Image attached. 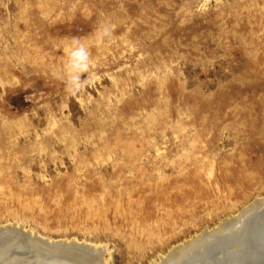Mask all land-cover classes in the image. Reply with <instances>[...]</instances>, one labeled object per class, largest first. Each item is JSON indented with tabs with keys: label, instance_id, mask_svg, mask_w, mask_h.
Masks as SVG:
<instances>
[{
	"label": "rangeland",
	"instance_id": "obj_1",
	"mask_svg": "<svg viewBox=\"0 0 264 264\" xmlns=\"http://www.w3.org/2000/svg\"><path fill=\"white\" fill-rule=\"evenodd\" d=\"M258 199L264 0H0V228L162 264Z\"/></svg>",
	"mask_w": 264,
	"mask_h": 264
},
{
	"label": "bare ground",
	"instance_id": "obj_2",
	"mask_svg": "<svg viewBox=\"0 0 264 264\" xmlns=\"http://www.w3.org/2000/svg\"><path fill=\"white\" fill-rule=\"evenodd\" d=\"M263 206L264 199H258L241 214L221 224L217 231L205 232L177 249L174 254L164 259L162 264H211L209 261L217 264L220 258H223L220 254H227L231 264H264ZM252 213L261 214L252 220H245ZM1 236L10 238V241L0 240V264H77L68 258L73 252L70 250H77L78 254H83L82 258L87 256L85 264H101L102 262L101 250L92 245L88 246L78 241L46 240L20 226L0 228V238ZM247 237L250 239L247 240ZM256 241L257 245L253 246ZM24 243L32 248V257L25 254L27 251L24 254L21 253V250H26L22 248ZM230 246H232L231 249L227 251ZM33 250H36V253ZM78 258L80 259L78 262H81L82 258Z\"/></svg>",
	"mask_w": 264,
	"mask_h": 264
},
{
	"label": "water",
	"instance_id": "obj_3",
	"mask_svg": "<svg viewBox=\"0 0 264 264\" xmlns=\"http://www.w3.org/2000/svg\"><path fill=\"white\" fill-rule=\"evenodd\" d=\"M263 207H264V206H263ZM262 211H264V208H262ZM260 214H261V213H258V215H260ZM248 215H249V214H248ZM258 215H257L256 213H252L251 215H249L248 217H246L245 220H252L253 218H255V217L258 216ZM3 234H5V233H3ZM3 234H1V235H3ZM1 237H2V236H1ZM1 239H5L6 242L10 241V238H6L5 236H3L2 238H0V240H1ZM16 248H18V247H16ZM22 248H23L24 250L26 249L25 251H23V250L20 249V250L22 251V252L20 251L22 254H24V253L27 251L25 254L28 255V257H29V256H31V257L33 256V255H32V248L28 247L26 243H24V244L22 245ZM257 249H258V248H257ZM257 249H256V250H257ZM18 250H19V248H18ZM33 251L36 253V250H33ZM70 251H73V252H71V254L69 253V254H70V257H68V258H70L71 261L76 262L77 264H78V263H81V264H85V263H86V261H87V259H88L87 256H85V258H84V257L82 258L83 254H81V253L78 254L77 250H70ZM261 251H262V250H261ZM261 251H259V252H261ZM34 252H33V253H34ZM261 253H262V252H261ZM263 253H264V252H263ZM79 255H81V256H79ZM232 255H233V254H232ZM78 257H81V258H82V261H81V262H80V261L78 262V260H80ZM101 261H102V260H101ZM102 263H103V262H101V264H102Z\"/></svg>",
	"mask_w": 264,
	"mask_h": 264
},
{
	"label": "clouds",
	"instance_id": "obj_4",
	"mask_svg": "<svg viewBox=\"0 0 264 264\" xmlns=\"http://www.w3.org/2000/svg\"><path fill=\"white\" fill-rule=\"evenodd\" d=\"M83 51V50H81ZM88 68V64H87V60L85 58V60L79 64V66L76 67L75 71H76V75H74L68 83V90L69 91H74L77 90L79 87H81V83L79 81V73L82 71H86Z\"/></svg>",
	"mask_w": 264,
	"mask_h": 264
}]
</instances>
